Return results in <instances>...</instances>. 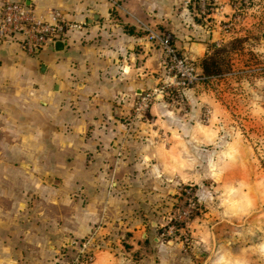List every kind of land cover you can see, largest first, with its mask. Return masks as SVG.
<instances>
[{
    "label": "crops",
    "instance_id": "crops-1",
    "mask_svg": "<svg viewBox=\"0 0 264 264\" xmlns=\"http://www.w3.org/2000/svg\"><path fill=\"white\" fill-rule=\"evenodd\" d=\"M20 1L41 20L59 14L81 27L67 30L59 52L48 46L28 54L16 42L0 43V124L13 126L21 156L31 142L46 152L20 164L24 198L5 202L0 264H55L63 247L98 225L90 264H151L157 223L145 203L164 180L187 178L186 154L170 143L188 133L163 100L146 122L127 126L136 96L166 81L162 52L140 26L170 34L200 74L210 47L205 27L192 19L191 0ZM207 103L212 124L224 108L214 98ZM208 130L200 125L197 139L213 138Z\"/></svg>",
    "mask_w": 264,
    "mask_h": 264
},
{
    "label": "rangeland",
    "instance_id": "rangeland-1",
    "mask_svg": "<svg viewBox=\"0 0 264 264\" xmlns=\"http://www.w3.org/2000/svg\"><path fill=\"white\" fill-rule=\"evenodd\" d=\"M191 3L192 19L205 27L208 52L213 45L225 51L219 57L222 72L175 95L176 104L163 100L173 117L183 119L182 131L188 133L186 140L176 137L170 143L186 154L187 178L172 177L150 190L145 205L152 226L157 223L148 251L151 264H264V0H213L206 22ZM214 32L218 41L210 44ZM197 96L207 99L197 101ZM212 98L224 109L211 124L207 100ZM200 125L214 137L197 139ZM12 127L0 124L1 220L10 218L11 205L5 202L24 198L20 164L46 153L35 152L31 142V152L21 156ZM63 250L55 264L74 255L67 245ZM140 257L135 254L132 260Z\"/></svg>",
    "mask_w": 264,
    "mask_h": 264
},
{
    "label": "built area",
    "instance_id": "built-area-1",
    "mask_svg": "<svg viewBox=\"0 0 264 264\" xmlns=\"http://www.w3.org/2000/svg\"><path fill=\"white\" fill-rule=\"evenodd\" d=\"M212 1L194 0L196 15L204 22L209 18ZM72 27L80 29L81 24L71 26L59 14H54L51 22L41 20L20 0H4L0 7V43L16 42L28 54L52 46L55 41H64L67 30ZM140 30L149 44L161 50L166 81L136 96L126 122L129 128L136 121H142L159 100L176 104L178 99L174 98L175 95H181L209 78L198 72L196 63L177 48L170 34L154 32L142 25ZM98 228L79 244L76 241L69 242L67 247L74 251V255L64 264H90L93 261V243L98 237Z\"/></svg>",
    "mask_w": 264,
    "mask_h": 264
},
{
    "label": "trees",
    "instance_id": "trees-1",
    "mask_svg": "<svg viewBox=\"0 0 264 264\" xmlns=\"http://www.w3.org/2000/svg\"><path fill=\"white\" fill-rule=\"evenodd\" d=\"M210 50L211 52L205 55L199 62L201 73L205 77L216 76L222 72L221 63H223V60L219 57L220 54L225 52L224 49L213 45Z\"/></svg>",
    "mask_w": 264,
    "mask_h": 264
},
{
    "label": "water",
    "instance_id": "water-1",
    "mask_svg": "<svg viewBox=\"0 0 264 264\" xmlns=\"http://www.w3.org/2000/svg\"><path fill=\"white\" fill-rule=\"evenodd\" d=\"M218 36H219V33L218 32H214L213 35H212V38H211V41L212 43H216L218 40ZM52 46L54 47L55 51L56 52H59V51H63L64 47H65V43L64 41L62 40H58V41H55ZM199 46V44L197 43H193L192 46H191V49H195Z\"/></svg>",
    "mask_w": 264,
    "mask_h": 264
}]
</instances>
